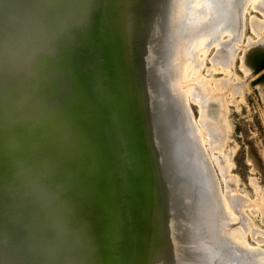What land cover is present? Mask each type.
<instances>
[{"label":"bare ground","instance_id":"1","mask_svg":"<svg viewBox=\"0 0 264 264\" xmlns=\"http://www.w3.org/2000/svg\"><path fill=\"white\" fill-rule=\"evenodd\" d=\"M252 1H254V0H252ZM259 1L260 0H258L256 2V4H259V5L262 4ZM98 2H101V3L95 5V2H92L91 0H50L51 5L55 6V10L59 13V15H60L59 17L61 19L63 18L69 24V26L77 27L81 23L82 19H83V22H86L85 23V25H86L85 29H86V36H87V40H88V46H87L88 47V50H87L88 60L86 61V63H83V58H82V55H81L80 50L78 48L66 46L59 53L61 56L60 55L59 56L53 55V56H49V57L46 56V58H40L39 60L33 61L32 64H30V63L27 64L23 71H17L18 69L15 70L16 72H19V73H27V74H25L26 76L29 75L28 78L30 81H28V78L26 76L25 77L27 79H24V76H23L24 74L22 75V79H23L22 81H24V80L26 81L25 83L23 82L22 84L26 85L27 83L29 84V82H30V84H32L33 86L35 84L34 87H36V83L38 85V81L40 79H45L46 82H51V83L53 82V84H54V82L60 81L58 79V77L60 76L59 73H61V71L65 69L68 73V77L74 81V83L72 82L73 84L71 85V87H73L74 91H76V94H77L74 96H76L80 100V102L82 103V109L85 112V115L87 118L86 127H85L87 130V134L85 135V137L84 138L81 137V139H79V141L77 143H75V141H73L74 144L79 143V145L73 146L72 140H71L72 144L71 143L69 144V142L66 140L67 138L65 139L63 134L66 131L65 135H68V133L71 132L70 128L68 129L69 132L66 129H64L65 130L64 132L61 131L63 134L61 135V133H60V130L63 127V124L67 125L66 123H68V127H70L69 124H71V123L69 122L70 120H68V122H67L68 118H66V120H62L63 118L62 119L61 118L56 119L57 121H55V122L53 120L54 123L50 122L52 124L50 126H48V128L45 129V131L43 133H39L38 127H40V125L42 126V123L48 119L47 117H49L48 116L50 113L49 111H52L53 107L54 106L57 107V105H53V107L51 105L52 110L51 109L49 111L46 110V112H49V113H46L48 115H45L44 111H43L44 116L41 115V117H40L39 114H41L42 111H39V112L37 111V114L39 116L34 115L35 117H31L30 115L33 113L32 112L33 111L32 110L33 105H32V101L30 100V97L28 98V96L27 97L25 96L26 99L28 98L30 101V103H28L29 102L28 99L25 101V99L23 98L24 96H21L22 92H19V89L16 88L12 92V95L17 96V93H21L19 95L22 97V101L23 100L25 102L28 101L27 105L28 104L32 105V106L28 105V107L31 108L30 110L32 113L30 112V110L28 111V107H27V111H25L26 106L23 104H26V103L24 101H23L24 103L22 101H19V102L16 101V104L14 105L13 99L10 100V98H9V100L11 102L13 101L12 104L16 107L15 110H13L14 106L11 104V102L9 103L8 98H7L10 95H8V93H4V95H2L3 92L0 93L1 96H3V97L5 96V99L7 98L8 106L10 104L11 105L9 108H7L8 106H6V109H9V111H6V113H5V111H4L5 106L3 107V104H5L6 102L3 101L1 106L4 108V109L3 108L2 109L5 113V115L2 112H0V113H1V115L6 116L11 111V113H13V115H14L17 112L16 111V109H17L18 115H20L23 111H24L23 113H25V114L29 113L28 114L29 117L27 115H25V116H27L29 118V121L31 119H33V122L28 123V119L26 121L25 119L23 120L22 118H21V120H23V121L13 119V122H16L15 120L19 121V123L16 122L17 124H19L17 126V128H18V132H17V131H15V129L10 130V127L13 126V123L11 122L12 119L11 118L7 119V117H15L16 114H15V116H13L12 114H8L7 117H3L4 120L1 118L2 121H4V122L10 121L9 124L11 123L12 125L11 124L9 125L8 130H4L3 127L6 129V127L8 126V123H7V126L5 127L1 121L0 125H2L3 127L0 126V127H2V129L0 130V143L2 141H8L10 145L18 146V144H19V146H20L22 143H24V141H26V137L28 136L27 135L28 133H34V134H36V140L37 141L32 143V144H28L26 146V149H25L26 151H23L24 148H22V147L24 145L20 146L21 147L20 149H22L23 152L29 154L30 152L31 153L35 152V151L37 152V150H38L39 153L37 152V154H38V157H40L39 158L40 161L42 160V157H43V159L45 158L44 156H42L43 154H45V156L48 155L51 158H54L53 156L56 155V156H58L56 158H57V160H59L60 165H62L61 163L64 164L65 162L67 163L68 161H69V163H74L75 161H78V160L81 161V159L84 158L83 163L81 162L82 166L92 173L98 172L100 174V176L98 178H95V184L96 183L97 184L98 183L104 184L101 187V202H100L99 207H100L101 216L102 217L104 216V218H105L104 221L102 220L105 233H101L102 236L100 237L99 242L96 245H98V247H101L103 245L104 246L107 245L108 247L105 249L103 256L99 255V253L97 256L95 253H94L95 255L92 254V256H89V254L86 253L90 258H89V260H84L85 259L84 258L83 261H85V262L82 261V258H81L82 255L80 256V254L82 252L80 254L78 253V256H77V258L79 257L78 261L80 259L82 264H195V262H197V264H217V263H215V257L211 256L210 254L215 255V251L219 250V247L217 246L218 249H214V250H212L214 252H212V253L208 252L210 254L205 255L202 253V250H200L201 245H202V243H204V241L207 242L208 245L211 244L213 246L214 245L216 246V244L218 243V245L220 246V250L217 252H220L219 253L220 256L218 257V260H216V262L217 261L219 262L221 260L220 264H257L256 261H260V260L264 261V259H263L264 258V252L261 251V249H263V248H260V247H259L260 249L248 248L249 246H247V244L244 241L247 236L244 234H243L245 236V238L243 237L244 240H242V241L236 240L235 242L231 241V243H235L234 244L235 246H233V247H235V249L232 247H229V244H226L229 240H231V238H230L231 235H230V233H228L230 231L224 232L226 230L224 228V230L222 232L221 229H223V226L226 224V222H228V225H227L228 228L227 229H229L231 226L229 227L230 224H229L228 219L231 221H232V219L228 218L229 215L226 214L227 212L226 213L224 212L226 209L225 210L222 209L223 206H221L222 202L220 201V197H219V193H218V190H220V187L217 190L218 187L216 188V185H215L216 182L214 181L216 176L213 177L214 175L212 174V170H210L209 166L207 165V162H209V161L205 162V160L203 159L204 156L208 155L209 153L207 154L205 152V150H203L204 147L201 150L198 148V146H199L198 143L202 142L204 140L198 141L197 137L195 136L193 129L195 128L194 126H198V125H193L195 122H193V124H191L192 123V122L190 123L191 120L189 121V118L187 119L188 112H187V110H185V108H186L185 105H183L184 104L183 103V101H184L183 96L184 95H182V93H184L183 89L185 88V81L187 80L186 78L188 76L189 69L191 70V67H192V65H190L191 67L189 68L188 65L193 62L192 61L190 63V60L192 59L193 48H194L195 44H197L196 41L198 42V40L201 37H203V35H207V34H209V35L210 34H212V35L217 34L218 35V32H219L221 26L224 25L225 23L230 22V21H236L237 25L240 24L239 16H240L241 10L244 8V7L241 8L242 4H243V0H205L204 4H203L204 8H202V9H200V6L195 3V0H96V3H98ZM196 2H197V0H196ZM255 2H252V3L256 8L257 6L254 4ZM259 5H258V7H259ZM260 7H263V6H260ZM259 9H261V8H259ZM262 9H261V11H264ZM243 12H241V13H243ZM84 17H86V18L84 19ZM243 19H244V17L240 20H243ZM242 22H241V24H242ZM244 22H243V24H244ZM241 26L243 27V25H241ZM237 28H239V27H237ZM238 30H241V29L239 28L236 31H238ZM106 31H107V34H105ZM241 31H244V30L242 29ZM238 32H240V31H238ZM228 36H229V34H228ZM232 36H231V38H232ZM236 36H238V33L233 37L236 38ZM239 36H242V35H240V33H239ZM231 38H229V39H231ZM205 39L206 38L203 37V39H201V40H204L206 43L209 39L208 40H205ZM221 40H223V39H221ZM204 41L203 42L200 41V42H202L204 44ZM240 42H241V39H240ZM210 43H213V42L210 41ZM216 43H218V41ZM219 43H221V41ZM219 43L217 44V46L220 45L222 47V44H224V41L221 44H219ZM260 43H261V41H260ZM206 44H208V46H209V41ZM206 44H204V45L207 46ZM213 44H215V43H213ZM227 44H229L230 46L232 45V47H235V48L237 47L236 45L233 46V43L232 44L227 43ZM248 44H252V43H248ZM240 45L242 46V44H240ZM208 46H207V49H208ZM223 46H225V45H223ZM230 46H229L230 50H228L229 48L228 49L225 48L226 50L223 49V51L224 52L226 51V53H229V54L232 53V55H230V57H233L234 56L233 53L236 50H239L240 48L238 46L237 48H239V49H236L233 52L234 49L231 48ZM244 46H246V44ZM247 46L249 47V45H247ZM197 48H198V50L200 49L199 47H197ZM218 48H219V46H218ZM243 48H245V47H242V51H243ZM227 50H228V52H227ZM224 52H219V54L222 53L221 55H223V54L225 55ZM200 53H201V51H200ZM243 53H245V51ZM229 54H227L228 57H229ZM236 54L237 53H235V57H236ZM217 55H216V58H214L216 60L218 59ZM227 55H226V57H227ZM228 57H227V59H228ZM230 57H229V60H230L231 64L230 63H229V65L227 64L228 68L230 65L233 66L231 59H233L234 57L231 59H230ZM244 57L245 56H243V58ZM221 58L224 59V57H221ZM199 59L201 60L200 57H199ZM259 59H262V60L264 59V48L257 49V50L254 49L252 51L251 65H254L257 60L259 61ZM241 60H242V58H241ZM222 61H224V60H222ZM222 61H221V64L224 63V62L222 63ZM225 61H226V59H225ZM228 61H227V63H228ZM243 63H245L248 66V64L246 62H244V59H243ZM195 64H197V63H195ZM199 64H200V62H199ZM219 64H220V61H219ZM224 66H226V64ZM85 67H87L86 70H85ZM249 70H250V68H249ZM252 70H254V69H252V67H251L250 71H252ZM246 71H248V70H246ZM28 72L29 73L31 72V74H29ZM191 72H192V70H191ZM249 73L250 72H248V75L251 76ZM257 75L258 74H256V76ZM261 75H264V74H261ZM261 75H260V77H261ZM12 76L14 77V79L12 77L13 80H16L17 82H19L18 81L19 77L17 79H15L16 76H18L17 74H16V76L15 75H12ZM30 78H32L34 81L31 80ZM50 79H53V80H50ZM7 80H9V79L7 78ZM7 80H6V83H9V81L12 82L11 79L8 82H7ZM35 80L37 81L36 83H35ZM237 80H239V79L237 78ZM2 81H4V80H2ZM31 81H33L34 83ZM1 82H0V84H1ZM46 82H45V84H46ZM230 82L232 83V81H230ZM253 82L255 84V81H253ZM14 83L10 84V86L14 85ZM67 83H66V85H67ZM233 83L235 84L236 81H234ZM15 84H17V83H15ZM19 84H21V83H19ZM45 84H43V86ZM48 84L45 86H48ZM53 84H51L52 86H48L50 88L49 92H52V90H54L52 92V94L54 92H56L58 89H59L58 92L60 93V95L62 93V92H60V90H63L66 92V88H64V86H65L64 83H62V84H64V86L62 84H60V85H62L65 90L60 89L61 86L60 87L58 86V89L56 88L57 89L56 90L55 87L58 84L57 85L56 84L53 85ZM229 84L230 83L228 82V85ZM234 84H233V87H231V86L230 87L234 88V91H235V88L237 86L234 87ZM256 84H258V83H256ZM3 85H5V83ZM235 85H238V83H236ZM239 85H240V82H239ZM244 85H242V86H244ZM14 86H16V85H14ZM259 86L261 88L260 83H259ZM4 87H6V85ZM26 87H28V85ZM53 87H54V89H53ZM225 87H227V85ZM225 87L223 89H226ZM239 87H241V85ZM239 87H237V88H239ZM32 88H31V92L33 93ZM37 88L35 91H38ZM228 88H229V86H228ZM44 89L46 90L47 87ZM44 89L42 87H40L39 91L40 90L42 91ZM68 89H70V88H68ZM223 89H221V91H223ZM200 90L204 92V90H202V89H200ZM2 91H3V88H2ZM26 91L28 92L29 90H26ZM41 91L39 93L36 92V95H33V98H35L34 96H37V94L42 95L44 91H42V93H41ZM46 91L48 92V89ZM46 91H45V93H47ZM68 91H71V89ZM186 91L188 92L189 90H186ZM5 92H8V90ZM31 92H29L30 95L32 94ZM29 93H25V94L28 95ZM204 93H206V92H204ZM33 94H35V93H33ZM47 94H45V96ZM23 95H24V93H23ZM65 95H67V94H65ZM65 95L63 94L64 97L61 95L63 99L65 98ZM189 95H190V93H189ZM212 95L213 94H210V96H212ZM45 96H44V98H45ZM48 96H50V95H47L46 98ZM56 96L58 97L57 94H55V96H53V97L55 98ZM68 96H69V94L66 97H68ZM206 96H207V94H206ZM206 96H205V98H207ZM218 96H216V97H218ZM31 97H32V95H31ZM37 97L35 98L36 100H39L40 98H42V96L39 99H37ZM57 97H56V101H57ZM213 97H215V96L213 95ZM213 97H209V98L212 99ZM2 98L0 99V101L3 100ZM44 98H43V100L45 102H47V100H45ZM47 99H49V98H47ZM220 99H221V97H220ZM220 99H219L218 106L221 103ZM17 100H19V99H17ZM36 100H35V103L40 101L39 100L36 102ZM70 100H72V99H70ZM215 100L216 99H214V101ZM217 100H218V98H217ZM48 101H52L51 96H50V99ZM76 101H77V99H76ZM66 102H68V101L66 100ZM39 103H41V102H39ZM17 104L19 105V107ZM21 104H22V106H21ZM41 104H43V101ZM71 104H72V101H71ZM204 104L206 105V102ZM61 105H63V103H61ZM201 105H203V103ZM11 107H13L12 110H10ZM33 108H35V107H33ZM45 108L49 109V108H47V105ZM57 108H59V107H57ZM60 108L62 109L64 107L61 106ZM215 108H217V107H215ZM2 109H0V110H2ZM56 109H54V110H56ZM61 109H59V110H61ZM63 110L64 109H62V111ZM70 111H71V109H70ZM219 111H220L219 113L222 112L221 109H219ZM58 112H60V111H58ZM58 112H54V113L57 114ZM54 113L51 112V114H53V115H51V118L54 117V115H55ZM73 113L75 114V112H73ZM191 113L192 112H190V114ZM213 113H211V114H213ZM72 114H71V116H72ZM1 115H0V117H2ZM21 115L23 116V118L25 117L23 114H21ZM21 115L19 117H21ZM58 115H59V113H58ZM221 115H218V116H221ZM191 116H192V114H191ZM56 117H57V115H56ZM222 118H223V116H222ZM224 118L222 120H224ZM5 119H7V120L5 121ZM200 119H202V118H200ZM49 121L50 120H48L47 123ZM64 121H66V123H63ZM197 121H199V120H197ZM202 123H203V125H205L204 121L202 122V120H201V124H200L201 127H202ZM208 123H210V122L208 121ZM208 123H206V125ZM221 123L222 122H220V125H221ZM225 123H227V122H225ZM211 124H212V122L210 123V125ZM214 124H216V123H214ZM217 124H218V128H220L219 123H217ZM45 125H49V124H45ZM210 125H207V126H210ZM44 127H43V129H44ZM212 127L215 128V132H217L216 131L217 127H214V126H212ZM13 128H15V127L13 126ZM203 128L204 127H202V130H203ZM71 129H72V126H71ZM11 131H15L16 134L11 135V133H12ZM200 132H201L200 134L202 136L203 131H201V129H200ZM218 132H219V139L220 138L223 139L222 136H220V134L223 135V133L221 131H218ZM69 134L70 135H68V137L73 139V136L70 137L72 132ZM209 134H211V133H209ZM15 135L17 136V138L19 137V140L16 139ZM76 135H77V132H76ZM215 135L217 136V133H215ZM204 137H206V136H204ZM33 138H35V136ZM210 138L212 139L213 137H209L208 139H210ZM217 140L218 139H216V140L214 139L213 141H217ZM206 141H208V140H206ZM210 141H212V140H210ZM200 144H203V143H200ZM4 145H6V144H4ZM201 146H200V148H201ZM43 147H46V148L42 149ZM20 149H19V151H20ZM202 150L205 152V155H204ZM8 151L7 152L9 154L11 152V150H8ZM12 151H13V149H12ZM53 152H57V154H55ZM17 153H19V152H17ZM21 154L23 155L22 152H21ZM12 155H14V154H12ZM22 155H21V157H18L20 159L16 158L17 160H19V162L17 164H19L21 162L20 165L23 166V167H21V169H19V171L21 170L19 172L20 175H22L21 172L24 173L22 168H24L25 171L27 170V168H25L27 163H25V160H24V156H26V154H24L23 156ZM33 155H35V153ZM14 156L16 157V155H14ZM47 158L42 160L44 162H42V161L41 162L45 163V160L47 161ZM26 159H28V157H26ZM31 159H30V161H31ZM11 160H13V158ZM11 160H10L11 165H13V164L16 165L15 162H13V164H12ZM35 160L33 159L32 164ZM54 160H56V159H53V161ZM208 160H209V158H208ZM14 161H16V160H14ZM40 161H38V160L36 161L37 167H38V165H41ZM53 161H50V163L56 162V161L55 162H53ZM1 162H4V160H2ZM36 162H34V163H36ZM38 162H40V164H38ZM5 163H6V161H5ZM7 163H9V160H7ZM47 163H46V166H47ZM20 165L18 166V168H20ZM28 165H29L28 170H30V172H32L33 170L31 171V168L33 167V165H32V167H30L31 166L30 164H28ZM28 165H27V167H28ZM209 165H211V164H209ZM64 166H65V168L63 167V170L66 169L67 165H64ZM50 167H52V166H49V168ZM57 167L59 168V166H57ZM54 168H52V169H54ZM5 169L9 170V168H5ZM41 169L40 170L38 169V170L41 171ZM80 169L81 168H79V170ZM15 170H16V168H15ZM15 170H13V171H15ZM60 170L58 169L59 173H60ZM13 171H11V172H13ZM36 171L37 170L35 169V172ZM53 171H51L52 174H53ZM66 171H67V169L64 170L65 173H66ZM6 172H4V173H6ZM26 172H28V171H26ZM42 172H43V170H42ZM56 172H57V170H56ZM56 172H55V174H56ZM64 172H63V174L65 175ZM15 173H17V170ZM15 173H10V174L12 175ZM19 173L17 174V176H19ZM39 173L42 176L41 172H38V174H36V175H39ZM49 173H50V171H49ZM0 174H3V173H0ZM8 175H9V172H8ZM11 175H9V179L11 178L10 177ZM43 175H44V173H43ZM46 175H47V173H46ZM49 175H47V176H49ZM60 175H62V174L60 173ZM24 176H26V175H24ZM47 176H46V178H47ZM54 176H53V179L55 178ZM1 177H3V175ZM27 177H28V180L31 179V177H30V179H29V176H27ZM27 177H26V181H27ZM60 177H63V176H60ZM4 178H6L5 174H4ZM19 178H20V180H22L21 179L22 177L19 176ZM19 178H18V181L20 182ZM35 178H33V179H35ZM39 178H41V177L39 176ZM13 180H16V179H13ZM59 180H60V178H59ZM66 180H68V179H66ZM11 181H12V178H11ZM26 181H23V182H26ZM30 181L32 182L34 180H30ZM38 181H41V180H38ZM8 182H10V181H8ZM35 182H37V180H35ZM61 182H63V181H61ZM217 182H218V180H217ZM12 183H14V181ZM6 184L8 185L11 183H6ZM14 184H13L14 187H17V186L19 187V185L16 186ZM22 184H20L21 185L20 187H22ZM28 184H31V183L28 182L26 185H28ZM66 184H67V182H66ZM5 185H3V186H5ZM3 186H1V187H3ZM8 186H5V187H7V189L9 188L10 192H9V190H8V192L11 193V191H13L14 189L11 190L12 187L10 188V186L9 187ZM219 186H220V184H219ZM71 188L73 189V187H71ZM82 188L79 187L77 189H82ZM7 189L5 191H7ZM0 190H3V192H4V189L1 188ZM16 190H18V189L16 188ZM69 191H70V189H69ZM88 192H89V188H88ZM15 193H16V191H15ZM15 193L13 192V194H11L9 196L15 197ZM71 194L73 195V192H71ZM7 195L5 196L6 200L9 198V197H7ZM220 195L222 196V193ZM2 196H4V194ZM78 196H77V198H78ZM224 196H225V194H224ZM222 197H221V200H222ZM225 197H227V196H225ZM229 197H228V199H229ZM70 198H72V197H70ZM231 198H234V197H231ZM238 199H240V198H238ZM10 200L11 199H9V202H11ZM71 200H73V199H71ZM71 200H69V201H71ZM242 200H244V199H242ZM12 201H14L13 198H12ZM16 201H17V199H16ZM16 201H14V202H16ZM238 201H241V200H238ZM9 202L7 201L8 204H9ZM223 202H226V201L223 200ZM244 202L242 204L246 205V203H244ZM1 203L3 204V202H1ZM27 203H28V201H27ZM231 203L235 204V202H231ZM74 204H76V203H74ZM239 204H241V203H239ZM11 205L9 204V206H11ZM19 205L20 204L18 203V209H19ZM23 205H24V203H23ZM28 205H29V203L26 206H28ZM229 205H231V207L234 206V205L232 206V204H229ZM245 205L244 206L242 205L243 210H244V208H246ZM14 206L15 205L13 203V207ZM31 206H34V205H31ZM20 207H21V205H20ZM75 207H77V206H75ZM236 207H237V204H236ZM71 208H72V206H71ZM225 208H227L226 205H225ZM261 208H263V207L261 206ZM14 209H16V208H14ZM21 209H19V210L21 211ZM27 209H28V207H27ZM37 209H39V207ZM230 209L232 210V208H230ZM233 209L235 211V209H237V208H233ZM242 209L240 208L239 211ZM3 210L4 209H2V211ZM8 210L12 211V208L11 209L9 208ZM33 210L35 211L34 208H33ZM41 210L43 212V209H41ZM41 210H40V212H41ZM66 210H68V209H66ZM2 211L0 210V212H2ZM13 211H15V210H13ZM29 211L30 210L28 209V212ZM260 211H262V210H260ZM21 212H19V214ZM69 212H71V211H69ZM79 212H81V211L79 210ZM89 212H91V210ZM231 212L233 213V211H231ZM25 213H26V211H25ZM87 213H88V211H87ZM262 213H264V211ZM12 214L13 213H11V216L13 217V216H15L16 213L14 215H12ZM22 214H24V213H22ZM22 214H20V215L22 216ZM36 214H37V212H35V215L34 214H32V215L27 214V215L34 218V216L36 217L39 214V211H38V214L37 215ZM42 214L43 213H41L39 216H41ZM70 214H72V213H70ZM233 214L232 215L230 214V215L236 216ZM240 214L242 216V213H240ZM240 214L237 216L239 217ZM243 214H245V212H243ZM255 214H257V213H255ZM7 215L9 217L10 213ZM78 215H79V217H80V215L83 216V213L78 214ZM21 216L19 218L20 220H23L24 218H26V217H24L22 219ZM43 216H44V217H42L43 219L45 218V216L47 217L46 214ZM84 216H85V218H87L86 217L87 214ZM30 217L26 218V219H31ZM89 217H90V215H89ZM236 217L234 220H236ZM244 217H245V215H244ZM245 218H247V216ZM245 218L240 217L239 223L241 220H243ZM6 219L9 220L10 218L8 219L6 216ZM14 219H15V217H14ZM48 219H50V218H48ZM48 219H46V220H48ZM2 220H3V218H2ZM2 220H1V223H2ZM7 220H3V222L4 221L7 222ZM13 220L11 219L10 221H13ZM15 220L17 221V219H15ZM44 220H42V222ZM53 220L57 221V219H53ZM53 220H52V225H55V222L53 223ZM82 220H84V219H82ZM237 220H238V218H237ZM262 220L264 221V217H262ZM10 221H8V222L10 223ZM27 221L28 220H26V222ZM39 221H40V219H39ZM243 221H241V223ZM249 221H245L247 224V227H248V225H249V227L250 226L253 227V224ZM6 222H4V223H6ZM48 222L49 221H47V222L45 221V223H48ZM73 222H75V221H73ZM83 222L85 224V221H83ZM89 222H91V219L89 220ZM234 222L236 224V221H234ZM19 223H23L22 226H24V224H25L24 221L23 222L21 221ZM19 223H18V225H16L17 228L19 226ZM87 223H88V219H87ZM239 223H237V224H239ZM3 224H0V226ZM14 224L15 223L12 222V227ZM33 224H34V222H33ZM39 224H37L38 225L37 228L39 227ZM43 224H44V222H43ZM240 224H239V226H237V227H239V229H240ZM7 225H9V224L7 223ZM7 225L2 226V228L3 227H4V229L8 228ZM27 225H28L27 227H29V228H31V226H32V224H31V226H29V222L27 223ZM81 225H82V223H81ZM22 226H19V227H22ZM33 226H35V225H33ZM33 226H32V228H33ZM78 226L79 225H77V227ZM85 226H87V225H84V227ZM88 226L90 227V224ZM47 227H48V225L45 226L44 228H47ZM235 227L236 226H234V228ZM71 228H74V226H72ZM80 228H82V230H83V225ZM90 228H89V230L86 228L88 230V233H87L88 238H89L88 235L91 234L92 231L96 232V230L90 231ZM241 228H242V226H241ZM9 229H10L9 233H11L12 230H11V228H9ZM13 229H15V227H13ZM34 229L35 228H33L32 230H34ZM54 229H55V234H56V228H54ZM76 229H78V228H76ZM47 230L44 231V229H43L41 231L46 232ZM52 230H51V233H52V235H54ZM232 230H234V229H232ZM24 231H26V230H24ZM37 231H38V229H37ZM75 231L73 229V232H75ZM89 231L91 233H89ZM242 231L246 232V230H241V232ZM261 231H263V230H261ZM261 231H259V232H261ZM13 232H16V231L13 230ZM27 232H26V234H27ZM30 232H31V234L29 233L30 236L26 235L27 238L32 236L33 231L30 230ZM73 232H72V234L74 237L75 235ZM76 232H75V234H76ZM82 232H84V231H82ZM9 233L7 234V237H8V235H10ZM17 233H19V232L17 231ZM23 233L25 234V232H23ZM232 233H233V231H232ZM37 234L38 233L36 232L35 235L38 237ZM49 234H50V232H49ZM234 234H238L237 231H236V233L234 232L233 235ZM15 235H16V237L18 236L17 234H15ZM39 235L41 236L40 231H39ZM0 236H1V234H0ZM19 236H21V231H20ZM26 236L22 235V237H19V238H23L25 241H27L28 239L26 240V238H24ZM45 236H44V238L46 239ZM226 236L229 238H227ZM14 237H13V240H14ZM48 237H51V234L48 235ZM54 237H55V235H54ZM54 237H51V238H54ZM78 237H79V234H78ZM84 237H85V235H84ZM92 237H94V235ZM0 238H2V237H0ZM41 238H42V236H41ZM44 238H42V239H44ZM51 238H48V239L50 240ZM94 238H96V234H95ZM225 238H227V240L228 239L229 240L225 241ZM233 238H235V237L233 236ZM238 238H241V237H238ZM3 240L1 241L2 243H4ZM8 240H11V239L8 238ZM13 240H12V242L18 243V239H16V241H13ZM24 240H21V241H24ZM29 240H31V239H29ZM34 240H35V236H34ZM72 240H73V238H72ZM76 240H78V239H76ZM85 240H87V238H85ZM88 240L91 241L90 239H88ZM96 240L94 239V241H96ZM5 241H6V238H5ZM46 241H47V239H46ZM94 241H93V245H95ZM7 242H9V241H7ZM7 242H5L4 246L5 245L9 246V244H7ZM24 242H22L23 244L21 242L19 244H22V246H24V244H25ZM27 242L29 244L31 242V245L34 244L33 239L30 242L29 241H27ZM32 242H33V244H32ZM43 242L39 243V244H42V247H44ZM84 242H86V241H84ZM236 242L241 243V247L238 246V244H236ZM10 243H11V241H10ZM74 243H76V242L74 241ZM86 243H87L86 244V246H87L88 243H90V242H86ZM223 243L226 244V246L224 245L225 248L222 247ZM44 244H47L46 245L47 247L50 246L49 242L48 243L45 242ZM48 244H49V246H48ZM90 244H92V243H90ZM35 245H36V243H35ZM231 245H233V244H231ZM1 246H0V250H4L5 247H1ZM13 246L15 247L16 245H14V243H13ZM20 246L21 245H19L18 247H20ZM25 246H28V244H26ZM36 246L38 249V245H36ZM36 246H34V247L36 248ZM72 246H74V245H72ZM89 246H91V245H89ZM215 246H214V248H216ZM250 246L255 247L252 245H250ZM258 246H261V245H258ZM34 247L31 246V248H34ZM42 247H39V249ZM88 247H85V248H88ZM203 247H206V246L204 245ZM207 247L210 248L209 246H207ZM243 247H245V248H243ZM1 248H3V249H1ZM23 248L25 251V247H23ZM28 248H30V247H28ZM35 248H34L33 253L36 250ZM74 248H72V249H74ZM92 248L94 249V247H91L90 249H92ZM103 248H101V250H103ZM6 249L8 250V248H6ZM19 249H21V248H19ZM19 249H17V250L19 251ZM31 250H33V249H31ZM95 250H97V247ZM206 250L211 251L208 249H206ZM4 251H0V264H16V262L19 261L18 259L20 257H18V258L15 257V259H14V257H13L14 254L13 255L11 254L8 256L7 253H9V252L4 253ZM26 251H27V249H26ZM44 251H47V250H44ZM71 251L72 250H69V253ZM91 251L88 250V253ZM205 251H204V253L207 252V251L206 252ZM36 252H38V251L36 250ZM72 252H74V251H72ZM85 252H83V253H85ZM22 253H23V251H22ZM29 253L31 254V256L33 255V257H34V254H32L31 252H29ZM42 253H38V255L41 254L43 256ZM64 253L65 254L67 253V256H68V252H64ZM27 254L28 253L22 255V258L24 256L23 259H25L23 261L24 264H39V263L43 262V259L39 258V257L33 258V257L28 255L25 258V255H27ZM47 254L49 255L48 252H47ZM62 254H63V252H61L59 255L63 256L64 254L63 255ZM72 255H75V254L72 253ZM72 255L69 254V256H71V257H72ZM90 255H91V253H90ZM221 255L223 256V258ZM10 256L13 257V260L11 258H9ZM15 256H18V254ZM49 256L46 255L45 260L47 259L46 257H49ZM58 257H60V256H58ZM68 257H66L67 258L66 261H64L65 256H63V259L58 258L59 261H60V259H62L64 262L61 261V263H59L56 261L55 263H59V264H81V262L79 263L76 260H74L75 258L70 259V257L69 258ZM219 258H221V259H219ZM249 259L251 260L252 263L250 262ZM21 261L22 260H20V264H21ZM46 262H47V260H46ZM260 262H262V261H260ZM43 264H44V262H43Z\"/></svg>","mask_w":264,"mask_h":264},{"label":"rangeland","instance_id":"2","mask_svg":"<svg viewBox=\"0 0 264 264\" xmlns=\"http://www.w3.org/2000/svg\"><path fill=\"white\" fill-rule=\"evenodd\" d=\"M205 1V0H204ZM204 1L203 0H197V2H196V0H195V3L196 4H198L199 6H200V9H202V8H204ZM256 0H254V1H252V0H243V4H242V7L241 8H243L242 10H241V12H243V13H241L240 12V16H239V18L240 19H242L243 17H244V19L243 20H240L239 19V21H240V24H238L237 25V22L236 21H230V22H228V23H225L224 25H222L221 26V28H220V30H219V32H218V35L216 34V35H212V34H207V35H203V37L204 38H206L205 40H208L209 41V46H208V44H206L205 43V41L204 40H201V39H203V37H201L199 40H198V42L196 41V43L197 44H195V46H194V48H193V54H192V59L190 60V63L191 64H189L188 66H189V68L191 67L190 65H192V67H191V70H192V72H191V70L189 69V73H188V76H187V80L185 81V88L183 89L184 91V93H182V95H184L183 96V105H185V110H187V112H188V114H187V119L189 118V121H190V123L191 124H193V122H195L193 125H198V126H194L195 128L193 129L194 130V133H195V136L197 137V139H198V141H202V140H204V141H202V142H197L198 144H199V146H198V148L201 150L203 147L205 148H203V150H205V152L208 154V155H206V156H204V160H205V162H207V161H209V162H207V165L209 166V169L210 170H212V174L214 175L213 177H215L216 176V178H215V185H216V188H217V190L219 189V187H220V190H218V193H219V197H220V201L222 202L221 204V206H223L222 207V209L223 210H225L224 212L227 214V215H229V217L228 218H230V219H232V221L231 220H229L228 219V221H229V229H227L228 227H227V225H228V222H226V226L224 225L223 226V229H221V231L223 232V230H224V228L226 229L224 232H226V231H230V232H228V233H230V238H231V240H227V238H229V237H227V238H225V241H228L226 244H229V247H232V248H234L235 249V247H233V246H235L234 244L235 243H231V241L232 242H235L236 240H244V238H245V236L244 235H246L247 237L245 238V243L247 244V246H249L248 248H250V249H254V248H258V249H260V248H263L264 249V221L262 220V217H264L263 215H264V213H262L263 211H264V75H261V74H264V59L262 60V59H259V61L257 60L256 61V63L254 64V65H251V60H252V51L254 50V49H261V48H264V11H261V9L262 10H264V0H260L259 2L260 3H262V4H256V2L258 1H256ZM247 2V3H246ZM250 2V3H249ZM252 2H255L254 4L257 6L256 8H255V6L253 5V3ZM248 4V5H247ZM252 4V5H251ZM244 5V6H243ZM258 5H259V7H258ZM260 6H263V7H260ZM258 8V9H257ZM259 8H261V9H259ZM249 11V12H248ZM242 14V15H241ZM242 16V17H241ZM244 22V24H243V22ZM241 22H242V24H241ZM259 24V25H258ZM241 25H243V27L241 26ZM237 27H239L241 30L243 29L244 31H241V30H238V31H240V32H238V31H236L237 29H239V28H237ZM257 27V28H256ZM258 29V30H257ZM229 32V33H228ZM238 33V36H236V38L235 37H233V36H235L237 33ZM226 33V34H225ZM239 33H240V35H242V36H239ZM259 35H258V34ZM228 34H229V36H228ZM235 34V35H234ZM263 34V35H262ZM223 37H222V36ZM232 36V38H231V36ZM262 38H261V37ZM221 37V38H220ZM239 37V38H238ZM229 38H231V39H229ZM261 40H260V39ZM221 39H223V40H221ZM235 39V40H234ZM240 39H241V42H240ZM251 39V40H250ZM233 40V41H232ZM257 40V41H256ZM200 41H204V44H206L207 46H208V49H207V46H205L202 42H200ZM210 41L211 42H213V43H215V44H213V43H210ZM218 41V43L221 41V43H223V41H224V44H222V47L220 46V45H218L219 46V48H218V46H217V44L218 43H216ZM227 41V42H226ZM230 41V42H229ZM232 41V42H231ZM252 41V42H251ZM260 41H261V43H260ZM236 42V43H235ZM238 42V43H237ZM200 43V44H199ZM202 43V44H201ZM221 43H219V44H221ZM227 43H233V46L234 45H236L237 47L239 46V48H235V47H232V45L230 46L229 44H227ZM242 44V46L240 45V44ZM248 43H252V44H248ZM257 43V44H256ZM238 44V45H237ZM246 44V46L247 45H249V47L247 46H244ZM261 44V45H260ZM263 44V45H262ZM203 45V46H202ZM223 45H225V46H223ZM257 45V46H256ZM203 48H202V47ZM205 46V47H204ZM228 46V47H227ZM229 46L231 47V48H233L234 50H233V52L236 50V49H239V50H236L234 53H233V57H230V55H232V53H226V51L224 52L223 51V49L224 50H226V49H228L229 48ZM197 47H201L199 50H198V48ZM224 47V48H223ZM242 47H245V48H243V51H242ZM221 48V49H220ZM226 48V49H225ZM205 49V50H204ZM207 50V51H206ZM228 50H230V48L228 49ZM228 50H227V52H228ZM200 51H201V53H200ZM245 51V53H243ZM197 52V53H196ZM199 52V53H198ZM219 52H224L225 53V55L223 56V55H221L222 53H220L219 54ZM235 53H237L236 54V57H235ZM201 58V60L199 59V57L197 56V55ZM218 54V55H217ZM227 54H229V57H230V59L231 58H233V59H231L232 61V63H233V66L232 65H230L229 66V68H228V66H227V64L229 65V63H230V60H229V57H228V55ZM244 54V55H243ZM216 55H217V60L216 59H214V58H216ZM220 55V56H219ZM226 55H227V57H228V59H227V57H226ZM245 56L244 58H243V56ZM198 58H197V57ZM221 57H224V59L223 58H221ZM196 58V59H195ZM241 58H242V60H241ZM195 59V60H194ZM221 59V60H220ZM225 59H226V61H225ZM243 59H244V62H246L247 64H248V66L245 64V63H243ZM198 60V61H197ZM200 60V61H199ZM222 60H224V61H222ZM229 60V61H228ZM219 61H220V64H219ZM221 61H222V63L223 64H221ZM227 61H228V63H227ZM199 62H200V64H199ZM226 62V63H225ZM195 63H197V64H194ZM226 64V66H224ZM231 64V63H230ZM245 64V65H244ZM198 65V66H197ZM247 66V67H246ZM231 67V68H230ZM233 67V68H232ZM251 67H252V69H254V70H252V71H250L251 70ZM248 68V69H247ZM249 68H250V70H249ZM232 69V70H231ZM246 70H248V71H246ZM194 71V72H193ZM262 71V72H261ZM248 72H250L249 74L251 75V76H249L248 75ZM256 72V73H255ZM29 73V72H28ZM64 73V74H63ZM260 73V74H259ZM25 74H27V73H24V75L23 74H17L18 76H16V74H11L9 77H8V79L10 80L11 79V81L12 82H10L9 80H7V78L4 80V81H2L1 82V84H0V93H2V95H4V93H8V95H10V96H8L7 98H8V101H9V103L11 102L10 100L11 99H13V104L15 105L16 104V101H22V97L21 96H24L23 98L25 99V101L30 97V100L32 101V105L31 104H28V105H31L32 106V112H31V108H29L28 107V105H27V102L29 101V99H28V101L27 102H25L24 100V102L26 103V104H23L22 102V104L23 105H25L26 106V110L25 111H27V107H28V111L30 110V112L32 113L30 116L31 117H35L34 115H38L37 114V111L39 112V111H42V113L41 114H39L40 115V117H41V115L42 116H44V114L45 115H48V114H46V113H49V117H47L46 119L47 120H45V122H43L42 123V126L40 125V127H38L39 128V133H43L44 131H45V129H47L48 128V126H50L52 123H54L55 121H57L56 119H62V120H66V118H68L67 119V122H68V120H70L69 122L71 123V124H69L70 125V127H68V123H66V121H64L63 123H66L67 125H64L63 124V127L61 128V130H60V133H61V135L63 134L61 131H65L64 129H66L68 132H69V128H70V131L72 132V134H71V136L70 137H72L73 136V139H71V138H69L68 137V135H70L69 133H71V132H67L68 133V135H65V133H66V131L64 132V134H63V136H64V138L69 142V144L71 143V140H72V145L74 146V145H79V143L78 144H74V142L73 141H75V143H77L78 141H79V139H81V137L82 138H84L85 137V135L87 134V130H86V121H87V118H86V115H85V112L83 111V109H82V103L80 102V100L76 97V96H74V95H77L76 94V91H74V89H73V87H71V85L74 83V81L73 80H71L69 77H68V73H67V71L64 69V70H62L61 71V73H59L60 74V76L58 77V79L60 80V81H57V82H54V84H58L56 87H55V89L57 88L58 89V86L60 87V89H64V88H66V92L68 91V90H70L71 89V91H68L67 93L65 92V91H63V90H60V92H62L61 93V95L63 96V94L65 95V94H69V96L68 97H66L67 95H65V98L63 99L62 98V96L60 95V93L58 92L59 91V89L56 91V92H54L53 94H52V92L54 91V90H52V92H49V87L48 86H52L51 84H53V82L51 83V82H46L45 81V79H40L39 81H38V85H37V81L35 80V83H36V87H34L35 86V84H34V86L32 85V84H30V82H29V84L27 83L26 85H24V84H22L23 82L25 83L26 81L24 80V81H22L23 79H22V75L24 76V79H27L28 78V76L29 75H25ZM29 74H31V72L29 73ZM58 74V75H59ZM67 74V75H66ZM256 74H258L257 76H256ZM12 75H15L16 76V78L15 79H17L18 77H19V82H17L16 80H13L14 79V77L12 76ZM254 75V76H253ZM260 75H261V77H260ZM27 78H26V77ZM12 77H13V79H12ZM61 77V78H60ZM258 77V78H257ZM263 77V78H262ZM237 78L239 79V80H237ZM31 80H33L32 78H30ZM48 79V78H47ZM64 79V80H63ZM69 79V80H68ZM230 79V80H229ZM257 79V80H256ZM6 80H7V82L9 81V83H6ZM50 80H53V79H50ZM55 80V79H54ZM28 81H30L29 80V78H28ZM34 81V80H33ZM33 81H31V82H33ZM62 81V82H61ZM65 81V82H64ZM189 81V82H188ZM216 81V82H215ZM226 81V82H225ZM230 81H232V83L230 82ZM234 81H236V83H238V85H235L233 82ZM238 81V82H237ZM253 81H255V84H254V82ZM257 81V82H256ZM5 83V85H6V87H4L5 85H3L4 83ZM17 83V84H15V83ZM45 82H46V84H45ZM60 82V83H59ZM68 82V83H67ZM70 82V83H69ZM73 82V83H72ZM228 82L230 83L229 85H228ZM239 82H240V85H241V87H239L240 85H239ZM12 83H14V85H16V86H14V85H11L10 86V84H12ZM19 83H21V84H19ZM34 83V82H33ZM42 83V84H41ZM50 85H49V84ZM62 83H64L65 84V86H64V84H62ZM66 83H67V85H66ZM256 83H258V84H256ZM259 83H260V85H261V88H260V86H259ZM263 83V84H262ZM8 84V85H7ZM43 84H45V85H47L48 84V86H43ZM53 84V85H54ZM60 84H62L63 86H64V88H63V86L62 85H60ZM69 84V85H68ZM190 84V85H189ZM225 84V85H224ZM233 84H234V87H239V88H235V91H234V88H231V87H233ZM245 84V85H244ZM28 85V87H26ZM31 85V86H30ZM40 85V86H39ZM227 85V87H225ZM242 85H244V86H242ZM247 85V86H246ZM13 86V87H12ZM24 86V87H23ZM33 89L32 91H33V93H35V94H33L32 92H31V88ZM70 86V87H69ZM187 86V87H186ZM226 88V89H223L224 87ZM228 86H229V88H228ZM231 86V87H230ZM38 87V88H37ZM40 87H42L43 89L44 88H46L47 87V89H48V94L47 93H45V91L44 90H42V91H44L43 92V94L42 95H38L37 94V96H34L35 98L37 97V99H39L41 96H42V98H40L39 100H36L35 98H33V95H36V92L37 93H39L40 91H39V88ZM2 88H3V91H2ZM11 90H10V89ZM16 88H18L19 89V92H22V95L20 96L19 94H21V93H17V96L15 95H12V92L16 89ZM21 88V89H20ZM36 88H37V90L39 91H35L36 90ZM52 88V87H51ZM68 88H70V89H68ZM245 88V89H244ZM259 88V89H258ZM5 89V90H4ZM23 89V90H22ZM25 89V90H24ZM53 89H54V87H53ZM200 89H202V90H204V92H206V93H204L203 91H201ZM221 89H223V91L226 93H224L223 91H221ZM233 89V90H232ZM250 89V90H249ZM8 90V92H5V91H7ZM26 90H29L28 92L26 91ZM65 90V89H64ZM186 90H189L188 92L186 91ZM229 90V91H228ZM239 90V91H238ZM249 90V91H248ZM42 91H41V93H42ZM74 91V92H73ZM194 91V92H193ZM208 91V92H207ZM237 91V92H236ZM242 91V92H241ZM29 92H31L32 94V97H31V95H30V93ZM64 92V93H63ZM201 92V93H200ZM234 92V93H233ZM23 93H24V95H23ZM25 93H29L28 95L27 94H25ZM59 93V94H58ZM189 93H190V95H189ZM193 93V94H192ZM222 95H220V94ZM238 95H237V94ZM45 94H47V95H50L51 96V100L52 101H48L49 99H50V96H48L47 98H49V99H47L46 98V96H45ZM55 94H57L58 95V97H57V101H56V97L54 98L53 96H55ZM206 94H207V96H206ZM210 94H213L215 97L216 96H218V97H213V95L212 96H210ZM231 94V95H230ZM234 94V95H233ZM7 95V94H6ZM30 95V96H29ZM71 95V96H70ZM188 97H186V96ZM236 95V96H235ZM0 96H1V94H0ZM12 96V97H11ZM21 98H19V97ZM28 96V98L26 99V97ZM44 96H45V98H44ZM193 96V97H192ZM205 96L207 97V98H205ZM3 96H1L0 97V99L2 98ZM18 97V98H17ZM62 99H61V98ZM64 97V96H63ZM190 97V98H189ZM200 97V98H199ZM209 97H213L212 99L211 98H209ZM220 97H221V99H220ZM232 97V98H231ZM7 98L5 99V96L2 98L3 100H1L0 101V109H2L4 106V111H5V113H6V111H9V109H6V106H8V101H7ZM9 98H10V100H9ZM19 99V100H17V99ZM33 100H32V99ZM43 98L45 99V100H47V102H45L44 100H43ZM53 98V99H52ZM67 98V99H66ZM72 99V100H70V99ZM75 100H74V99ZM203 98V99H202ZM217 98H218V100H217ZM234 98V99H233ZM36 100V102L37 101H39V102H41L42 103V101H43V104H41V103H39V102H37V103H35V100ZM42 99V100H41ZM76 99H77V101H76ZM198 99V100H197ZM201 99V100H200ZM208 99V100H207ZM211 99V100H210ZM214 99H216L215 101H214ZM219 99L221 100V103H220V105L218 106V104H219ZM59 100V101H58ZM65 100V101H64ZM66 100L68 101V102H66ZM3 101H5L6 103L5 104H3V107L1 106V104H2V102ZM63 101V102H62ZM71 101H72V104H71ZM76 101V102H75ZM208 101V102H207ZM226 101V102H225ZM12 102H11V104H12ZM52 102V103H51ZM63 103V105H61V103ZM70 102V103H69ZM203 103V105H201L202 103ZM206 102V105L204 104ZM28 103H30V101L28 102ZM36 105H35V104ZM54 103V104H53ZM70 105H69V104ZM198 103V104H197ZM10 104V105H11ZM12 104V105H13ZM22 104H21V106H22ZM10 105L7 107V108H9L10 107ZM13 105V106H14ZM18 105V104H17ZM46 105H47V108H49V109H46L45 107H46ZM49 105V106H48ZM51 105H52V107H53V105H57V107H59V108H57V107H53V110H52V108H51ZM182 105V104H181ZM20 106V107H21ZM30 106V107H31ZM45 106V107H44ZM64 107V108H62V109H64L63 111H62V109L60 108V107ZM204 106V107H203ZM227 106V107H226ZM18 107H19V105H18ZM33 107H35V108H33ZM37 107V108H36ZM215 107H217V108H215ZM12 108L13 107H11L10 108V110H12ZM15 106H14V109L13 110H15ZM22 108V107H21ZM20 108V109H21ZM57 108V109H56ZM66 108V109H65ZM221 109L222 110V112L221 113H219L220 111H219V109ZM3 109L2 110H0V112H2L4 115H5V113H4V111H3ZM44 109V110H43ZM52 110V111H49V110ZM54 109H56V110H54ZM59 109H61V110H59ZM70 109H71V111H70ZM189 109V110H188ZM202 109V110H201ZM212 109V110H211ZM24 110V109H23ZM46 110L47 111H49V112H46ZM60 111V112H58V111ZM16 116H15V114L13 115V113H11V111L8 113V114H12L13 116H15V117H7L8 116V114L6 115V116H3V115H1V113H0V115L2 116V117H0V123H1V121H2V119L4 120V118L3 117H7V119H9V118H11L10 120H11V122L13 123V126L15 127V128H13V126H11L10 127V130H14L15 129V131H17L18 132V128H17V126L19 125V124H17V123H19V121H17V120H20V121H23L24 119L27 121V119H28V123H32L33 122V119H31L30 121H29V113L27 114H25V113H23L22 111V113L21 114H23L24 116L25 115H27V116H25L24 118H23V116L21 115V117H19L20 115H18L17 113H18V110L16 109ZM20 111V110H19ZM43 111H44V114H43ZM62 111V112H61ZM75 112V114L73 113V112ZM203 111V112H202ZM15 112V111H14ZM51 112L52 113H54V112H58L59 113V115H58V113L56 114V113H54L55 115H54V117L53 118H51V115H53V114H51ZM190 112H192L191 114H192V116H191V114H190ZM214 112V113H213ZM35 113V114H34ZM73 113V114H72ZM211 113H213V114H211ZM71 114H72V116H71ZM205 114V115H204ZM215 114V115H214ZM222 114V115H221ZM11 115V116H12ZM33 115V116H32ZM38 115V116H39ZM56 115H57V117H56ZM218 115H221V116H218ZM75 116V117H74ZM218 116V117H217ZM222 116H223V118H224V120H222L223 118H222ZM27 117V118H26ZM207 117V118H206ZM221 117V118H220ZM2 118V119H1ZM21 118L23 119V120H21ZM45 118V117H44ZM192 118V119H191ZM200 118H202V119H200ZM209 118V119H208ZM227 118V119H226ZM7 119H5V121L7 120ZM13 119H17V120H15L16 122H13ZM186 119V120H187ZM205 119V120H204ZM218 119V120H217ZM226 119V120H225ZM48 120H50L48 123H47V121ZM53 120H54V122H53ZM193 120V121H192ZM197 120H199V121H197ZM201 120H202V122L204 121V124L205 125H203V123H202V127H204L203 128V130H202V127H201ZM211 120V121H210ZM40 121V120H39ZM188 121V120H187ZM208 121L211 123L212 122V124L210 125V123H208ZM215 121V122H214ZM10 122V121H9ZM9 122L7 121V122H4V121H2V123H3V125L6 127L7 126V123H8V126L6 127V129L2 126V125H0V126H2L3 127V129L4 130H8L9 128V125L11 124H9ZM50 122H52V123H50ZM198 122V123H197ZM208 123L207 125H210V126H207L206 125V123ZM220 122H222L221 123V125H220ZM225 122H227V123H225ZM214 123H216V124H214ZM217 123H219V127L220 128H218V124ZM17 124V125H16ZM45 124H49V125H45ZM74 124V125H73ZM12 125V124H11ZM45 127H44V126ZM190 125V124H189ZM216 125V126H215ZM71 126H72V129H71ZM191 126V125H190ZM212 126H214V127H217L216 129V131L217 132H215V128H213ZM2 127H0V130L2 129ZM43 127H44V129H43ZM197 127V128H196ZM12 128V129H11ZM211 130H210V129ZM17 129V130H16ZM75 129V130H74ZM200 129H201V131H203L202 132V136H201V132H200ZM213 129V130H212ZM219 129V130H218ZM196 130V131H195ZM15 131H11L12 133H11V135H13V134H16V132ZM36 131V130H35ZM209 131V132H208ZM212 131V132H211ZM218 131H221L222 133H223V135H221L220 134V136H222V138L223 139H219V132ZM14 132V133H13ZM37 132V131H36ZM76 132H77V135H76ZM80 133V134H79ZM198 133V134H197ZM209 133H211V134H209ZM215 133H217V136L215 135ZM28 136L26 137V141H24V143H22L20 146H23L22 148H24L23 149V151H26L25 149H26V146L28 145V144H32V143H34V142H36L37 140H36V134H34V133H28L27 134ZM32 135V136H31ZM76 135V136H75ZM81 135V136H80ZM199 135V136H198ZM35 136V138H33ZM67 136V137H66ZM204 136H206V137H204ZM209 137H213L212 139L210 138V139H208ZM218 137V138H217ZM70 140H69V139ZM208 140V141H206V140ZM216 140V139H218L217 141H213V140ZM30 140V141H29ZM32 140V141H31ZM210 140H212V141H210ZM28 142V143H27ZM54 142V141H53ZM211 142V143H210ZM4 144H6V145H4V144H0V153H4V151L6 152L5 154H7L6 156H7V160H9V163H7V160H6V163H5V161L2 163V164H0V173H3V174H0V187L1 186H3V185H5L6 183H11V184H8L9 186H10V188H11V190L12 189H14L13 191H11V193H9L10 192V189L8 188L7 189V187H5V186H8L7 184L5 185V186H3V187H1L2 189H4V192H3V190H0L1 192H0V207L2 208V209H4L3 211H2V209L0 208V210L2 211V212H0V219L2 220V218H3V220H7L6 219V216H7V218L9 219V220H7V222L6 221H4V222H6V223H4L3 222V220H2V223H1V220H0V224H3V225H1L0 226V234H1V236L0 237H2V238H0V246L1 247H5L4 248V250H0V251H4V253H7V252H9V253H7V255L9 256V255H13L14 254V259H15V257H20L18 260V262H16V264H20V260H22L21 261V264H24V260L25 259H23L24 258V256H23V258H22V255H24V254H26V253H28L27 255H25V258H26V256H31V254L29 253V252H31L32 254H34V257H39V258H42L43 259V262H44V264H59V263H61V261L62 262H64V261H66L67 260V258L66 257H68L69 256V254H71L72 255V253L73 254H75V255H72V257L71 256H69L70 257V259H74V260H76L77 262H81V260L79 259V261H78V258H77V256H78V253L80 254L81 252V254H80V256L82 255V261H83V259L84 260H89V256H92V254H96V256L98 255V253H99V255H101V256H103V254H104V251H105V249L108 247L107 245H103V246H101V247H98V245H96V244H98V242H99V239H100V237L102 236V234L101 233H105V231H104V227H103V223H102V220L104 221V216L102 217L101 216V213H100V202H101V187H102V185H104V184H95V178H98L99 176H100V174L98 173V172H95V173H92V172H90L89 170H87V169H85L83 166H82V163H83V160H84V158H82L81 159V161L80 160H78V161H75L74 163H69V161L65 164H63V163H61L62 165H60V163H59V160H57V158L56 157H58V156H56V155H54L53 157L54 158H51V157H49L48 155H46L45 156V154H43L42 156H44L45 158H47V161L45 160V163H42V162H44V161H42V160H44L43 159V157H42V162L40 161V157H38V154H37V152H38V150H37V152L35 151V152H30L29 154H27V153H25V152H23L22 151V149H20L21 147L19 146V148H16V149H13V151H12V149L8 146V143H7V141H4L3 142ZM26 143V144H25ZM200 143H203V144H200ZM209 143V144H208ZM213 143V144H212ZM215 143V144H214ZM217 143V144H216ZM202 145V146H201ZM204 145V146H203ZM200 146H201V148H200ZM44 148H46V147H43L42 149H44ZM209 148V149H208ZM19 149H20V151H19ZM8 150H11V152L8 154ZM18 150V151H17ZM202 150V151H203ZM8 151V152H7ZM17 152H19V153H17ZM21 152L23 153V155L24 154H26V156H24V160H25V163H27V165L28 164H30L31 166L30 167H32V165H33V167L31 168V171L32 172H30V170H28V168H29V165H28V167H27V165L25 166V168H27V170L26 171H28V172H26L25 170H24V168H22L23 169V171H24V173L23 172H21V174L22 175H20V171H19V169H21V167H23L22 165H20V163L19 164H17L18 162H19V160H17V159H20V158H18V157H21ZM205 152L203 151V153H204V155H205ZM35 153V155H33ZM39 153V152H38ZM53 153H55V154H57V152H53ZM11 154V155H10ZM12 154H14V155H16V157L14 156V155H12ZM20 155V156H19ZM22 155V156H23ZM31 156V157H30ZM26 157H28V159H26ZM36 157V158H35ZM13 158V160H11ZM15 158V159H14ZM17 158V159H16ZM32 158V159H31ZM207 158V159H206ZM208 158H209V160H208ZM30 159H31V161H30ZM33 159L35 160L34 162H36L37 160L38 161H40L41 162V165H38V167H37V162L36 163H34L33 162V164H32V161H33ZM51 159V160H50ZM53 159H56V160H54L53 161ZM10 160L12 161V164H13V162H15L16 163V165L15 164H13V165H11V162H10ZM14 160H16V161H14ZM50 161H53V162H55V163H50ZM40 162H38V164H40ZM48 162V163H47ZM82 162V163H81ZM46 163H47V166H46ZM213 163V164H212ZM35 164V165H34ZM50 164V165H49ZM54 164V165H53ZM80 164V165H79ZM209 164H211V165H209ZM15 165V166H14ZM20 165V168H18V166ZM52 166V167H50L49 168V166ZM64 165H67L66 166V169H67V171H66V173L64 172V170H66V169H64L63 170V167L65 168V166ZM4 166V167H3ZM6 166V167H5ZM17 166V167H16ZM45 166V167H44ZM57 166H59V168L57 167ZM61 166V167H60ZM81 166V167H80ZM16 168V170H17V173H15L16 172V170H15V168ZM40 167V168H39ZM48 169H47V168ZM55 167V168H54ZM57 167V168H56ZM211 167V168H210ZM5 168H9V170L8 169H5ZM40 170L41 168V171H39L38 169ZM44 168V169H43ZM52 168H54V169H52ZM62 168V169H61ZM72 168V169H71ZM76 168V169H75ZM79 168H81L80 170H79ZM15 170V171H13V170ZM35 169L37 170L36 172H35ZM50 169V170H49ZM58 169L60 170V173L62 174V175H60V173H59V171H58ZM70 169V170H69ZM78 169V170H77ZM42 170H43V172H42ZM45 170V171H44ZM50 171V173H49V171ZM54 170V171H53ZM56 170H57V172H56ZM72 170V171H71ZM214 170V171H213ZM7 171V172H6ZM11 171H13V172H11ZM48 171V172H47ZM51 171H53V174H52V172ZM69 171V172H68ZM79 171V172H78ZM4 172H6V173H4ZM8 172H9V175H11L10 173H15V174H12L10 177L12 178V181H11V178L9 179V175H8ZM34 172V173H33ZM38 172H41L42 173V176H41V174L39 173V175H36V174H38ZM47 173V175H49V176H47L46 175V173ZM55 172H56V174H55ZM63 172L65 173V175L63 174ZM73 172V173H72ZM215 172V173H214ZM19 173V176L20 177H22L21 179L22 180H20V178H19V176H17V174ZM28 173V174H27ZM33 175H32V174ZM43 173H44V175H43ZM49 173V174H48ZM217 173V174H216ZM4 174H5V176H6V178H4ZM32 176H31V175ZM70 174V175H69ZM77 174V175H76ZM3 175V177H1ZM24 175H26V176H24ZM55 175V176H54ZM58 175V176H57ZM63 176V177H60V176ZM27 176H29V179H30V177H31V179L30 180H34V181H30V180H28V177ZM39 176L41 177V178H39ZM46 176H47V178H46ZM53 176L55 177L54 179H53ZM66 176V177H65ZM8 177V178H7ZM25 177V178H24ZM26 177H27V181H26ZM36 177V178H35ZM46 179H45V178ZM57 177V178H56ZM212 177V178H213ZM18 178H19V180H20V182L18 181ZM33 178H35V179H33ZM59 178H60V180H59ZM13 179H16V180H13ZM56 179V180H55ZM62 179V180H61ZM66 179H68V180H66ZM72 179V180H71ZM74 179V180H73ZM35 180H37V182H35ZM38 180H41V181H38ZM77 180V181H76ZM89 180V181H88ZM217 180H218V182H217ZM8 181H10V182H8ZM14 181V183H12ZM22 181V182H21ZM23 181H26V182H23ZM61 181H63V182H61ZM65 181V182H64ZM77 183H76V182ZM28 182H30L31 184H28V185H26ZM34 182V183H33ZM66 182H67V184H66ZM73 182V183H72ZM79 182V183H78ZM19 183V184H18ZM23 183V184H22ZM220 184V186H219V184ZM2 184V185H1ZM13 184L14 185H19V187L17 186V187H14L13 186ZM20 184H22V187H20L21 185ZM12 185V186H11ZM74 185V186H73ZM77 185V186H76ZM83 185V186H82ZM8 186V187H9ZM71 187H73V189L71 188ZM82 188V189H77V188ZM0 188V189H1ZM16 188L18 189V190H16ZM85 188V189H84ZM88 188H89V192H88ZM7 189V191H5ZM69 189H70V191H69ZM91 189V190H90ZM8 190H9V192H8ZM74 190V191H73ZM15 191H16V193H15ZM77 191V192H76ZM221 191V192H220ZM237 191V192H236ZM13 192L15 193V197L13 196V197H11V196H9V195H11V194H13ZM69 192V193H68ZM71 192H73V195L71 194ZM8 195H7V194ZM75 193V194H74ZM86 193V194H85ZM222 193V196L220 195ZM231 193V194H230ZM4 194V196H2ZM79 196H78V195ZM82 194V195H81ZM224 194H225V196H227V197H225L224 196ZM7 195V197H9L7 200H6V196ZM71 195V196H70ZM76 195V196H75ZM89 195V196H88ZM69 196V197H68ZM77 196H78V198H77ZM230 196V197H229ZM238 196V197H237ZM5 197V198H4ZM70 197H72V198H70ZM75 199H74V198ZM82 197V198H81ZM221 197H222V200H221ZM228 197H229V199H228ZM231 197H234V198H231ZM247 197V198H246ZM260 197V198H259ZM12 198H13V200L14 201H16V199H17V201L16 202H14V201H12ZM15 198V199H14ZM67 198V199H66ZM85 198V199H84ZM238 198H240V199H238ZM3 199V200H2ZM9 199H11L10 201L12 202H9ZM71 200V199H73V200H71V201H69V200ZM84 199V200H83ZM88 199V200H87ZM90 199V200H89ZM233 199V200H232ZM235 199V200H234ZM242 199H244V200H242ZM257 199V200H256ZM28 201V203H29V205L28 206H26L28 203H27V201ZM76 200V201H75ZM92 200V201H91ZM223 200L224 201H226V202H223ZM238 200H241V201H238ZM6 201V202H5ZM7 201L9 202V204L11 205V206H9V204L7 203ZM74 201V202H73ZM83 203H82V202ZM235 202V204L234 203H231V202ZM244 203H246V205L245 204H242L243 202ZM251 203H250V202ZM1 202H3V204L1 203ZM21 202V203H20ZM73 202V203H72ZM91 204H90V203ZM229 204H232V206L233 207H231V205H229ZM7 203V204H6ZM13 203H14V207H13ZM17 203V204H16ZM18 203L21 205V207H20V205H19V209H21V211L18 209ZM23 203H24V205H23ZM26 203V204H25ZM71 205H70V204ZM74 203H76V204H74ZM78 203V204H77ZM239 203H241L243 206L245 205L246 206V208H244V210L242 209L243 208V206L241 205V204H239ZM6 204V205H5ZM74 204V205H73ZM228 204V205H227ZM236 204H237V207H236ZM254 204V205H253ZM259 204V205H258ZM31 205H34V206H31ZM225 205H226V207L227 208H225ZM239 205V206H238ZM17 206V207H16ZM68 206V207H67ZM71 206H72V208H71ZM75 206H77V207H75ZM230 206V207H229ZM242 206V207H241ZM261 206L263 207V208H261ZM5 207V208H4ZM7 207V208H6ZM11 209L12 208V211H10V210H8L9 208ZM27 207H28V209L30 210L29 212H28V209H27ZM31 209H30V208ZM36 207V208H35ZM39 207V209H37ZM79 207V208H78ZM82 207V208H81ZM88 207V208H87ZM14 208H16V209H14ZM25 208V209H24ZM33 208L35 209V211L33 210ZM70 208V209H69ZM230 208H232V210L229 209ZM233 208H237V209H235V211H234V209ZM241 208L242 210H240L239 211V209ZM261 208V209H260ZM24 209V210H23ZM41 209H43V212H42V210ZM66 209H68V210H66ZM81 211V212H79V210ZM85 209V210H84ZM255 209V210H254ZM259 209V210H258ZM13 210H15V211H13ZM32 210V211H31ZM40 210H41V212H40ZM91 210V212H89ZM228 210V211H227ZM260 210H262V211H260ZM21 212L20 214H22V213H24V214H22V216L19 214V212ZM25 211H26V213H25ZM34 211V212H33ZM38 211H39V214H38ZM66 211V212H65ZM69 211H71V212H69ZM73 211V212H72ZM87 211H88V213H87ZM231 211H233V213L231 212ZM238 211V212H237ZM242 211V212H241ZM249 211V212H248ZM32 212V213H31ZM35 212H37V216L35 217L34 216V218L33 217H30V216H28L29 214L30 215H32V214H34L35 215ZM68 212V213H67ZM243 212H245V214H243ZM263 214H261V213ZM3 213V214H2ZM6 215H5V214ZM10 213V215H9V217H8V215L7 214H9ZM11 213H13L12 215H14L15 213V216H11ZM41 213H43L41 216H39ZM70 213H72V214H70ZM82 214L83 213V216H81L80 215V217H79V215L78 214ZM87 214V218H85V216L84 215H86ZM91 213V214H90ZM232 215H239L240 213H242V216H241V214H240V216L238 217H236V216H231L230 214ZM255 213H257V214H255ZM28 214V215H27ZM47 215V217L45 216V220L42 218V217H44L43 215ZM70 214V215H69ZM93 214V215H92ZM26 215V216H25ZM74 215V216H73ZM78 215V216H77ZM89 215H90V217H89ZM92 215V216H91ZM244 215H245V217L247 216V218H245L244 217ZM4 216V217H3ZM19 216V217H18ZM20 216H21V218L23 219L24 217H26V218H31V219H26V218H24L23 220H20L19 218H20ZM28 216V217H27ZM14 217H15V219H17V221L14 219ZM17 217V218H16ZM78 217V218H77ZM84 217V218H83ZM102 217V218H101ZM235 217H236V220H234L235 219ZM240 217H243V218H245V219H243V220H241V221H243L242 223H241V221H240V223H239V220H240ZM35 220H33V219ZM40 219V221H39V219ZM48 218H50V219H48ZM77 218V219H76ZM237 218H238V220H237ZM13 220V221H10V220ZM19 219V220H18ZM38 221H37V220ZM46 219H48V220H46ZM53 219H57V221H54ZM73 219V220H72ZM80 219V220H79ZM82 219H84V220H82ZM87 219H88V223H87ZM91 219V222H89V220ZM247 219V220H246ZM250 221H249V220ZM26 220H28L27 222H26ZM42 220H44L43 222H44V224H43V222H42ZM52 220H53V223L55 222V225H52ZM77 220V221H76ZM79 220V221H78ZM8 221H10V223L8 222ZM23 222L24 221V226H22V224L23 223H19V222ZM31 221V222H30ZM45 221L47 222V221H49L48 223H45ZM73 221H75V222H73ZM83 221H85V224H84V222ZM234 221H236V224H235V222ZM245 221H249V222H251L252 224H253V227L252 226H250L249 227V225H248V227H247V224H246V222ZM254 221V222H253ZM12 222L13 223H15L14 225H13V227H15V229H13V227H12ZM29 222V226H31V224H32V226L33 225H35V226H33V228H35L34 230H32L33 228H32V226H31V228H29V227H27L28 225H27V223ZM33 222H34V224H33ZM41 222V223H40ZM79 222V223H78ZM97 222V223H96ZM233 224H232V223ZM7 223L9 224V225H7ZM17 223V224H16ZM18 223H19V226H22V227H19L18 226V228L20 229H18L17 228V226L16 225H18ZM39 224V227L37 228V224ZM74 223V224H73ZM81 223H82V225H83V230H82V228H80V227H82V225H81ZM93 223V224H92ZM237 223H239L240 224V229H239V227H237V226H239V224H237ZM245 223V224H244ZM21 224V225H20ZM42 224V225H41ZM51 224V225H50ZM90 224V227L88 226ZM8 226V228H6V229H4V227L2 228V226ZM11 225V226H10ZM48 225V227L47 228H44L45 226H47ZM77 225H79L78 227H77ZM84 225H87V226H85L84 227ZM26 226V227H25ZM57 226V227H56ZM72 226H74V228H71ZM234 226H236L235 228H234ZM241 226H242V228H241ZM24 227V228H23ZM51 227V228H50ZM245 229H244V228ZM9 228H11V233H9L10 232V229ZM42 228V229H41ZM54 228H56V234H55V229ZM76 228H78V229H76ZM89 230V228H90V231L91 230H96V232L95 231H92V233L89 231V233H91V234H89L88 236H89V238L87 237V233H88V230ZM93 228V229H92ZM237 228V229H236ZM249 228V229H248ZM8 229V230H7ZM26 230V231H24V230ZM28 229V230H27ZM31 231H33L32 232V236L31 237H29V238H27V236L26 235H29L30 236V234H31V232H30V230ZM37 229H38V231H37ZM44 229V231L45 230H47L46 232H44V231H41V230H43ZM53 229V230H52ZM70 229V230H69ZM73 229H74V231L76 232V234H75V232H73ZM232 229H234V230H232ZM13 230H15L16 232H13ZM51 230H52V232L54 233V235H55V237H54V235H52V233H51ZM241 230H246V232L244 231H242L241 232ZM261 230H263V231H261ZM7 231V232H6ZM17 231L19 232V233H17ZM20 231H21V236H19V234H20ZM28 231V232H27ZM39 231H40V233H41V236H42V238H44V236L46 237V239H47V241H46V239L44 240V239H42L41 238V236L39 235ZM74 233V237H73V234H72V232ZM80 231V232H79ZM82 231H84V232H82ZM86 231V232H85ZM232 231H233V233L235 232L236 233V231H237V233L238 234H234L233 235V233H232ZM259 231H261V232H259ZM13 232V233H12ZM23 232H25V234L23 233ZM26 232H27V234H26ZM35 232V233H34ZM36 232L38 233L37 235H38V237L35 235L36 234ZM48 232V233H47ZM49 232H50V234H51V237H54V238H51V237H48V235H50L49 234ZM71 232V233H70ZM255 232V233H254ZM5 233V234H4ZM10 234V235H8V237H7V234ZM23 233V234H22ZM30 233V234H29ZM34 233V234H33ZM43 233V234H42ZM86 233V234H85ZM241 233V234H240ZM250 233V234H249ZM15 234H17L19 237H22V235H24V236H26V237H24V238H26V240L27 241H31L32 239H33V242H34V244H33V242H32V244L33 245H31V242H30V244L27 242V241H25L23 238H19L18 236V238L16 237V235ZM45 234V235H44ZM78 234H79V237H78ZM95 234H96V238H94L95 237ZM244 234V235H243ZM259 234V235H258ZM4 237H3V236ZM13 235V236H12ZM35 236V240H34V236ZM81 235V236H80ZM84 235H85V237H84ZM91 235V236H90ZM94 235V237H92ZM236 238H233V236ZM238 235V236H237ZM241 235V236H240ZM6 236V237H5ZM15 236V237H14ZM57 236V237H56ZM77 236V237H76ZM237 236V237H236ZM13 237H14V240H13ZM33 237V238H32ZM37 237V238H36ZM92 237V238H91ZM238 237H241V238H238ZM244 237V238H243ZM5 238H6V241H5ZM8 238L9 239H11V240H8ZM18 239V243L16 242H12V240L13 241H16V239ZM48 238H51L50 240L48 239ZM72 238H73V240H72ZM85 238H87V240L88 239H90L91 241H87V240H85ZM98 238V239H97ZM4 239V240H3ZM29 239H31V240H29ZM37 239V240H36ZM41 239V240H40ZM76 239H78V240H76ZM94 239L96 240V241H94ZM235 239V240H234ZM4 241V243H2L1 241ZM21 240H24V241H21ZM83 240V241H82ZM7 241H9V242H7ZM10 241H11V243H10ZM43 242V246L44 247H42V244H39V243H41V242ZM52 241V242H51ZM74 241L76 242V243H74ZM84 241H86V242H90V243H92V244H90V243H88V245L86 246V242H84ZM93 241H94V244L95 245H93ZM224 241V242H225ZM5 242H7V244H9V246L8 245H5L4 246V244H5ZM22 243V242H24L25 244H24V246H22V244H19V243ZM48 243L49 242V244H50V246H49V244H48V246L49 247H47L46 245L47 244H44V243ZM73 242V243H72ZM13 243H14V245H16L15 247L13 246ZM35 243H36V245H38V249H37V246L35 245ZM202 243V242H201ZM257 243V244H256ZM26 244H28V246H25ZM213 244V243H212ZM226 244L225 243H223V246L222 247H224V245L226 246ZM231 244H233V245H231ZM236 244H238V246H240L241 247V243H237L236 242ZM240 244V245H239ZM19 245H21L20 247H18ZM32 247H34V246H36V250L38 251V252H36V250H35V252L33 253V251H34V248H31V246ZM41 245V246H40ZM72 245H74V246H72ZM89 245H91V246H89ZM93 245V246H92ZM206 246V247H203V246ZM250 245H252V246H255V247H251ZM258 245H261V246H258ZM7 246V247H6ZM91 248V247H94V249L92 248V249H90L89 247ZM207 246H209L210 248H208ZM215 246V245H214ZM214 246L213 245H208L207 244V242H205L204 241V243H202V245H201V248H200V250H202V253L203 254H205V255H207V254H210V253H212V252H214V251H212V250H214V249H218L217 248V246L219 247V250H220V246L218 245V243L216 244V248H214ZM17 247V248H16ZM23 247H25V251H24V248ZM28 247H30L31 249H33V250H31L30 248H28ZM39 247H42V248H40L39 249ZM47 249H46V248ZM75 247V248H74ZM85 247H88V248H85ZM96 247H97V250H95L96 249ZM104 247V248H103ZM213 247V248H212ZM260 247V248H259ZM6 248H8V250L6 249ZM19 248H21V249H19ZM72 248H74V249H72ZM101 248H103V250H101ZM212 248V249H211ZM225 248V247H224ZM243 248H245V247H243ZM1 249H3V248H1ZM17 249H19V251L17 250ZM26 249H27V251H26ZM43 249V250H42ZM85 249V250H84ZM206 249H208V250H211V251H205ZM263 249H261V251L262 252H264V250ZM29 250V251H28ZM44 250H47V251H44ZM69 250H72V251H74V252H70L69 253ZM88 250H92L91 252H89L88 253ZM219 250H217V251H219ZM233 250V249H232ZM15 251V252H14ZM21 251V252H20ZM22 251H23V253H22ZM41 251V252H40ZM86 251V252H85ZM198 251V250H197ZM204 251L206 252V253H204ZM217 251H215V255L217 256H215V255H212V254H210L211 256H213V257H215V263H221V260L218 262H216V260H218V257L220 256V252H217ZM17 252V253H16ZM43 252V253H42ZM47 252L49 253V255L51 256H49L48 254H47ZM61 252H63V256H65V258H64V261L62 260L63 259V256H61V255H59ZM64 252H68V256H67V253L65 254ZM83 252H85V253H83ZM97 252V253H96ZM208 252H210V253H208ZM38 253H42L43 254V256L41 255V254H39L38 255ZM45 253V254H44ZM89 254V256L87 255V254ZM90 253H91V255H90ZM18 254V256H15V255H17ZM94 254V255H95ZM214 254V253H213ZM222 254V253H221ZM21 255V256H20ZM36 255V256H35ZM49 256V257H46L47 259V262H46V260H45V256ZM248 255V254H247ZM41 256V257H40ZM58 256H60V257H58ZM222 256V255H221ZM13 257H9V258H11L12 260H13ZM31 257H33V255L31 256ZM33 257V258H34ZM68 257V258H69ZM22 258V259H21ZM58 258H62V259H60V261L58 260ZM222 258H223V256H222ZM49 259V260H48ZM57 259V260H56ZM219 259H221V258H219ZM264 259V258H263ZM45 260V261H44ZM250 260V259H249ZM59 262V263H55V262ZM260 261H262V262H260ZM260 261H256L257 262V264L259 263V264H264L263 262V260H260ZM43 262H41V263H39V264H43ZM83 262H85V261H83ZM87 262V261H86ZM250 262H251V260H250ZM252 263V262H251ZM81 264H82V262H81Z\"/></svg>","mask_w":264,"mask_h":264},{"label":"water","instance_id":"3","mask_svg":"<svg viewBox=\"0 0 264 264\" xmlns=\"http://www.w3.org/2000/svg\"><path fill=\"white\" fill-rule=\"evenodd\" d=\"M91 1L95 5L101 3ZM59 16L50 0H0V82L11 74H24L15 70L23 71L33 61L46 56H59L66 46L78 48L83 63H86V22L82 19L77 27H71ZM8 146L16 149L19 144L14 146L8 142ZM5 153H0V162L7 160Z\"/></svg>","mask_w":264,"mask_h":264}]
</instances>
